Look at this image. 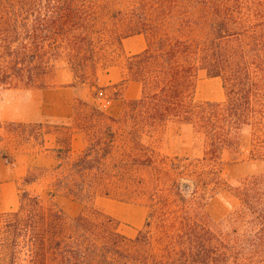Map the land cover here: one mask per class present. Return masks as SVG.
<instances>
[{
  "label": "trees",
  "instance_id": "1",
  "mask_svg": "<svg viewBox=\"0 0 264 264\" xmlns=\"http://www.w3.org/2000/svg\"><path fill=\"white\" fill-rule=\"evenodd\" d=\"M87 2L0 0V87L14 78L29 83L31 64L40 46L50 41L68 46L76 73L80 63L84 67L93 62V52L77 61L80 44L87 41L81 32ZM138 4L133 34L146 38V48L126 61L128 78L142 86L140 98L129 103L138 112V123L181 119L193 125L202 134L206 163L219 161L224 150L241 153L244 146L250 161L264 163V0H139ZM200 69L221 79L223 101H194ZM42 125L0 122V129L17 134L19 141L32 137L41 144ZM108 153L107 145L94 157L91 148L84 149L70 165L73 173L53 181L55 193L86 194L85 173L99 169L101 157ZM39 177L30 170L22 185H32ZM214 187H224L237 200L222 219L208 218L203 207L207 197L202 195L194 207L159 213L152 209L133 239L117 231L112 218L96 212L67 220L60 211H47L39 197L24 188L19 207L0 213V262L264 264V171L233 185L217 176Z\"/></svg>",
  "mask_w": 264,
  "mask_h": 264
},
{
  "label": "rangeland",
  "instance_id": "2",
  "mask_svg": "<svg viewBox=\"0 0 264 264\" xmlns=\"http://www.w3.org/2000/svg\"><path fill=\"white\" fill-rule=\"evenodd\" d=\"M138 3L139 0L85 3L89 12L80 31L87 41L80 44L77 61L93 52V62L84 65L86 70L80 63L81 70L78 68L76 73L68 58V46L50 41L40 46L31 64L33 78L29 83L14 78L0 87V122L25 119L43 124L42 137L46 133L41 147L34 144L32 137L29 142L19 141L17 134L0 130V183L20 178L31 169L40 177L28 191L39 197L44 209L60 211L67 220L93 212L108 216L115 221L117 231L129 239L143 228L152 209L159 213L161 209L194 207L202 195L207 197L203 207L208 218L222 219L237 200L224 187H214L215 177L233 185L245 176L264 171V163L248 159L245 146L241 153L224 150L219 161L206 163L202 159V134L193 125L181 119L139 124L131 101H122L120 84L105 87L102 80L98 81L100 76L107 79L111 69L118 71L121 65L126 68L128 57L122 52L120 39L134 35ZM184 14L190 16L188 10ZM224 99L221 79L200 69L194 101ZM66 102L71 106L63 111ZM104 145L109 147V153L101 157L99 169L85 173L86 194L55 193L53 181L73 173L70 165L84 149L91 148L94 157ZM66 149L70 151L66 153ZM23 189L18 186L15 199ZM77 190L75 187L76 193ZM12 198V191L5 189V202ZM149 230L154 233V229Z\"/></svg>",
  "mask_w": 264,
  "mask_h": 264
},
{
  "label": "crops",
  "instance_id": "3",
  "mask_svg": "<svg viewBox=\"0 0 264 264\" xmlns=\"http://www.w3.org/2000/svg\"><path fill=\"white\" fill-rule=\"evenodd\" d=\"M121 48H122V52L127 57L134 55V54H138L146 48L145 37L142 34H136V35H132V36L122 38L121 39ZM106 77H107V79L103 76H100L98 78V81L102 80V83L105 87L115 85V84H120L119 88H120V92H121V96H122V101L124 100L126 102H129V101H133V100L140 98L142 86L139 82L128 78V73H127L125 66L123 67V65H121L120 69L118 68V71H115V68L109 70V73L106 75ZM70 103L66 102L64 105H62L63 111L64 110L67 111L70 109V106H71ZM55 104H58V103L56 102ZM10 120H12V121H9V122L22 123V124H34V123H28V122H32V121L20 119V118H12ZM0 130H2V129H0ZM45 134H43V143L39 144V146H41V147H43L45 144ZM36 143L37 142L34 141V144H36ZM36 145H38V144H36ZM30 170L31 169L27 170L25 175ZM24 176H22L20 178H16V179L10 178L11 180L0 183V213L14 211L19 207L20 202H19L18 194H17L18 199H15V192L16 191L18 192V186L19 187L23 186V188H25L27 190H29L28 187L30 186V185H26V186L22 185ZM5 189H9L10 191H12V195H14V198H12V200L10 202H5L6 201L4 199Z\"/></svg>",
  "mask_w": 264,
  "mask_h": 264
},
{
  "label": "water",
  "instance_id": "4",
  "mask_svg": "<svg viewBox=\"0 0 264 264\" xmlns=\"http://www.w3.org/2000/svg\"><path fill=\"white\" fill-rule=\"evenodd\" d=\"M185 187H186V185H185Z\"/></svg>",
  "mask_w": 264,
  "mask_h": 264
}]
</instances>
